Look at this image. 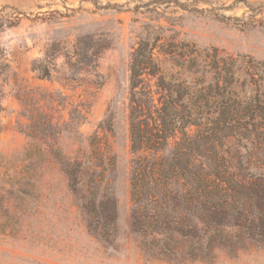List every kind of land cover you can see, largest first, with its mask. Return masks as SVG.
Listing matches in <instances>:
<instances>
[{
	"label": "rangeland",
	"instance_id": "1",
	"mask_svg": "<svg viewBox=\"0 0 264 264\" xmlns=\"http://www.w3.org/2000/svg\"><path fill=\"white\" fill-rule=\"evenodd\" d=\"M178 1L0 0V264H264V237L241 218L194 219L188 235L134 227L130 62L146 26L264 62V0ZM86 35L110 41L94 69L73 65ZM92 136L116 158L98 192ZM229 150L247 178L264 171L261 134ZM69 161L83 163L76 180ZM111 199L114 223L99 206Z\"/></svg>",
	"mask_w": 264,
	"mask_h": 264
},
{
	"label": "trees",
	"instance_id": "2",
	"mask_svg": "<svg viewBox=\"0 0 264 264\" xmlns=\"http://www.w3.org/2000/svg\"><path fill=\"white\" fill-rule=\"evenodd\" d=\"M146 31L130 62L134 227L188 235L198 227L194 219L204 225H240L234 221L241 218L252 237H264V171L247 178L229 150L235 140L254 146L260 134L264 139V62L167 38L155 24ZM109 46L104 37H78L74 67L94 69ZM106 128L111 129L110 122ZM90 145L89 177L98 192L116 158L96 136ZM67 165V174L76 180L83 163ZM96 205L91 201L87 208L96 211ZM99 206L102 219L114 223L115 200Z\"/></svg>",
	"mask_w": 264,
	"mask_h": 264
}]
</instances>
